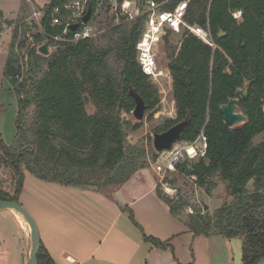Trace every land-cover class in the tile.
I'll list each match as a JSON object with an SVG mask.
<instances>
[{"label": "trees", "instance_id": "obj_1", "mask_svg": "<svg viewBox=\"0 0 264 264\" xmlns=\"http://www.w3.org/2000/svg\"><path fill=\"white\" fill-rule=\"evenodd\" d=\"M99 1L90 0L94 17ZM183 1L187 0H174L166 8ZM61 4L62 0H51L47 10ZM236 11H242L240 20L233 16ZM27 18L23 15L12 22L0 14L4 25L15 26L3 76L18 101L16 137L11 145L5 143L0 130V201L20 203L27 173L44 182L82 189L123 186L148 166L145 149L127 143V132L137 131L142 124L122 119L135 109L130 92L134 90L144 100L151 117L161 101L136 61L145 19L124 28L107 49L97 48L93 40L71 45L50 42L56 50L44 56L37 49L42 35L34 34L28 45L27 32L33 31V25ZM185 19L209 30L215 47L188 33L177 47L169 40L173 34L166 36L177 119L155 133L186 119L190 124L179 141L191 142L204 132L206 156L181 162L177 172L195 177L209 195L218 179L225 184L228 199L213 216L195 211L187 219L188 227L195 236L240 237L243 263L257 264L264 259V141L254 145L264 135V0H189ZM50 21L47 14L42 21L45 29L60 33L50 27ZM112 54L122 65L119 77L109 67ZM245 86L247 97L239 111L247 121L233 128L225 123L220 108ZM91 105L95 108L92 114ZM96 167L105 173L89 176L87 170ZM3 170L7 173L4 180ZM252 181L254 192L248 188ZM157 194L175 217L189 206L183 196L177 201L165 197L159 186ZM131 219L137 225L133 214ZM144 239L155 247L169 248V243L146 234ZM38 264H56L42 243Z\"/></svg>", "mask_w": 264, "mask_h": 264}, {"label": "crops", "instance_id": "obj_2", "mask_svg": "<svg viewBox=\"0 0 264 264\" xmlns=\"http://www.w3.org/2000/svg\"><path fill=\"white\" fill-rule=\"evenodd\" d=\"M141 173L144 177L134 186L129 183L138 172L123 186L101 191L44 182L27 173L20 203L56 264H244L241 238L195 236L187 219L173 216L159 198L156 179L146 169ZM6 211L14 225L4 228L5 238L14 244V228L19 230L14 247L20 246V264H28L30 232L24 238L18 219ZM144 234L169 248L155 247Z\"/></svg>", "mask_w": 264, "mask_h": 264}, {"label": "rangeland", "instance_id": "obj_3", "mask_svg": "<svg viewBox=\"0 0 264 264\" xmlns=\"http://www.w3.org/2000/svg\"><path fill=\"white\" fill-rule=\"evenodd\" d=\"M51 0H30L28 3L27 0H0V14H3L5 20L15 22L18 18L23 15H28L26 20L27 23L30 22L31 13L34 10L41 9V6H44L45 3L50 2ZM174 0H172V3ZM118 0H110L108 3L98 9L95 17L94 23L97 24L99 30L102 31L101 35L93 40L94 44L99 49H107L112 46V43L120 37L121 31L124 28L131 26L133 22L125 21L118 12L119 7ZM3 22L0 19V24ZM3 24V23H2ZM13 26H2V32H0V130L3 136V139L7 145H11L16 137V117L18 114V101L14 93L13 87L4 79L3 71L6 64V60L9 55V47L12 41ZM35 31H28L27 35L30 36L34 34ZM170 31H166L162 43L157 47L156 53L158 54V64L161 70L164 71V75L156 82L152 83L157 88L159 96L161 98L160 104L156 107L157 111L151 117L150 112L146 111L143 121H141V128L137 131H128V141L127 143L131 146H140L143 147L146 151V162L148 164L146 171L151 174L150 177L156 179L157 184L160 188L161 193L167 197L171 198L174 201H177L181 196H183L193 211L201 210L202 213H207L209 216H213L215 212L227 201V192L226 186L224 183L220 182L218 179H214L216 184L212 190V194L209 195L205 188H201L196 184V178L188 177L177 171L173 173H158L154 164L153 155L156 154L154 149L153 140L155 131H162L164 126L171 120L177 119V108L176 102L173 96V79L168 69V59H167V50H166V36ZM31 37L28 39V45L31 43ZM171 43H174L177 47L180 46V43H175L172 40V37L169 38ZM56 48H50V52L53 53ZM26 51L24 50L21 55H24ZM50 53V54H51ZM115 54L109 56V67L114 75L119 77L122 73V65L115 57ZM89 109V113L92 114L95 112L93 105ZM123 120H129L133 124L140 123L137 121L133 112L131 114H123ZM245 123H239L233 128L241 127ZM264 141V135L257 137L254 140V145H259ZM87 173L89 176L93 175H103L105 172L99 167L96 169H88ZM146 173V172H145ZM28 175V174H27ZM32 175V174H30ZM33 176V175H32ZM149 176V175H148ZM144 177V174L141 173V170L138 171V174L135 175L129 186H134ZM3 180L7 178V173L5 170L2 171ZM171 181V182H168ZM147 181V178H144V182ZM163 181V184H160ZM167 188L168 190H165ZM249 191L254 192L256 185L252 181L248 185ZM113 189V188H109ZM170 199V200H171ZM29 209H32L29 207ZM10 211H1L0 212V264H20L21 253L20 246L17 248L14 247L15 241L18 240L20 232L17 228H14L16 238L13 243L7 242L5 238V227L10 224L14 225L12 218L8 215ZM12 215V213H9ZM14 216V215H13ZM181 216L189 219L190 214L185 211L181 212ZM15 220L17 218L14 216ZM17 225L20 226L23 230V236L26 238L28 233L24 230L23 226L17 220ZM12 225V226H13ZM30 232V231H29ZM240 238V237H239ZM235 239V238H234ZM237 239V238H236ZM242 240V239H241ZM20 242V240H19ZM25 248L29 247V242L25 243ZM15 253H14V252ZM15 254V255H14ZM14 255V256H13Z\"/></svg>", "mask_w": 264, "mask_h": 264}, {"label": "built area", "instance_id": "obj_4", "mask_svg": "<svg viewBox=\"0 0 264 264\" xmlns=\"http://www.w3.org/2000/svg\"><path fill=\"white\" fill-rule=\"evenodd\" d=\"M30 3V0H27ZM63 4L55 6L52 10H47V6L51 3H45L41 9L34 10L31 13L30 24L33 25L34 34L43 36V41L37 45L39 49L46 43L50 42L76 44L82 41L97 39L102 31L94 23L92 17L88 23H83L90 6V0H62ZM189 0L183 1L176 5L173 9H167L172 5V0H123L118 7L121 17L127 22H136L142 18L145 19V29L136 45V61L142 73L147 76L152 83H156L163 75L164 71L160 69L158 64L157 47L162 43L165 32L168 30L172 34L185 30V35L192 34L210 47H215L213 38L209 30L200 26H192L186 22V12ZM105 5L100 0L97 5L98 9ZM50 14V27L60 29V33L54 35L48 32L42 24L43 19ZM96 15V14H95ZM234 18L240 20L242 11H236ZM79 24L76 31H72L73 25ZM34 34L30 35L31 42L34 41ZM208 141L202 131L193 141H178L169 151L161 153L156 152L154 160L158 173H173L177 171V166L184 161H198L207 154ZM195 178V177H194ZM160 184H163L161 181ZM165 190H168L165 188ZM184 211L190 215H194L192 207H185Z\"/></svg>", "mask_w": 264, "mask_h": 264}, {"label": "water", "instance_id": "obj_5", "mask_svg": "<svg viewBox=\"0 0 264 264\" xmlns=\"http://www.w3.org/2000/svg\"><path fill=\"white\" fill-rule=\"evenodd\" d=\"M92 13L93 9L90 7L86 16L82 20L83 23L86 24L90 21ZM79 26V24L73 25L71 30L76 31ZM222 35L224 36L225 34ZM184 36L185 30L182 29L179 33L173 34L172 40L173 42L179 44L182 42ZM39 52L44 56H49L51 53L49 50V43L44 44L39 49ZM247 88L248 86H245V88L238 90L235 98L231 99L226 105H223L220 108V112L224 116L225 123L230 127H234L239 123H246L247 121V117L239 111V108L243 102V98L247 97ZM130 94L134 98L136 104L133 111V116L137 121L141 122L143 121L146 112L145 102L134 90H131ZM189 124L190 120L186 119L165 132L155 133L153 145L156 152L161 153L163 151H169L176 142L181 140V137ZM6 210L17 212L28 223L30 228V251L28 264H38V254L41 250V237L34 218L21 203L0 201V212ZM180 220L185 221L184 218H180ZM257 264H264V259L259 261Z\"/></svg>", "mask_w": 264, "mask_h": 264}, {"label": "bare ground", "instance_id": "obj_6", "mask_svg": "<svg viewBox=\"0 0 264 264\" xmlns=\"http://www.w3.org/2000/svg\"><path fill=\"white\" fill-rule=\"evenodd\" d=\"M12 212L16 216V218L19 220L20 224L24 227V229L29 233L30 228H29L28 223L25 221V219L20 214H18L17 212H15V211H12Z\"/></svg>", "mask_w": 264, "mask_h": 264}]
</instances>
